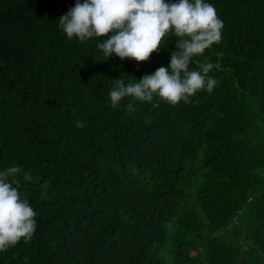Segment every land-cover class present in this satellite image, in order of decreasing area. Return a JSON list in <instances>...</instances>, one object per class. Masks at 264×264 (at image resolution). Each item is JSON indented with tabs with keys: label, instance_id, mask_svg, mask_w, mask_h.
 I'll list each match as a JSON object with an SVG mask.
<instances>
[{
	"label": "trees",
	"instance_id": "16d2710c",
	"mask_svg": "<svg viewBox=\"0 0 264 264\" xmlns=\"http://www.w3.org/2000/svg\"><path fill=\"white\" fill-rule=\"evenodd\" d=\"M204 2L224 27L189 71L211 62L212 92L113 108L115 80L168 67L175 36L107 59V37L59 27L76 0H0V172L21 169L36 213L0 264H264V0Z\"/></svg>",
	"mask_w": 264,
	"mask_h": 264
},
{
	"label": "clouds",
	"instance_id": "9594fccd",
	"mask_svg": "<svg viewBox=\"0 0 264 264\" xmlns=\"http://www.w3.org/2000/svg\"><path fill=\"white\" fill-rule=\"evenodd\" d=\"M59 27L68 39L76 37L80 42L107 37L97 45L107 59L115 54L138 64L166 45L165 37H176L168 67L161 66L136 83L115 80L109 94L113 108L125 97L150 102L154 94L171 105L181 100L189 103V97L201 89L211 93L218 83L208 75L213 69L211 62L201 65L199 71H189L193 57L220 42L224 27L215 7L204 0H76L75 6L59 17ZM128 111H134L131 105ZM77 127L85 125L78 121ZM20 171L10 167L0 172V251H7L21 238L29 242L36 229V213L17 190L15 177Z\"/></svg>",
	"mask_w": 264,
	"mask_h": 264
}]
</instances>
